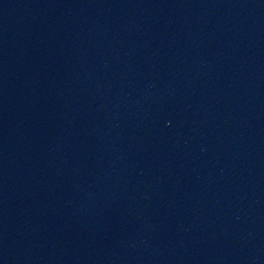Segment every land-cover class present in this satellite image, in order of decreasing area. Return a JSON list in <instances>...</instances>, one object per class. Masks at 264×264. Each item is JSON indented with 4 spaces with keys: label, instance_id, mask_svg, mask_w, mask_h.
I'll return each mask as SVG.
<instances>
[{
    "label": "water",
    "instance_id": "95a60500",
    "mask_svg": "<svg viewBox=\"0 0 264 264\" xmlns=\"http://www.w3.org/2000/svg\"><path fill=\"white\" fill-rule=\"evenodd\" d=\"M0 264H264V0H0Z\"/></svg>",
    "mask_w": 264,
    "mask_h": 264
}]
</instances>
